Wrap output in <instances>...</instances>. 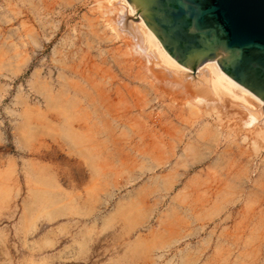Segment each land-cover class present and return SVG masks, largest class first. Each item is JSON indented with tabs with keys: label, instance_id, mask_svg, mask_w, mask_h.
Masks as SVG:
<instances>
[{
	"label": "rangeland",
	"instance_id": "obj_1",
	"mask_svg": "<svg viewBox=\"0 0 264 264\" xmlns=\"http://www.w3.org/2000/svg\"><path fill=\"white\" fill-rule=\"evenodd\" d=\"M105 7L0 0V264H264V148L258 156L249 141L242 158L208 156L217 136L199 116H223L213 106L185 103L169 124V102L140 86L110 93L109 112L68 88L71 67L127 83L111 61L125 46L117 51L101 25V44L87 32ZM183 134L208 142L180 156ZM139 136L171 140L162 150L173 143L177 156L161 168L137 153Z\"/></svg>",
	"mask_w": 264,
	"mask_h": 264
},
{
	"label": "bare ground",
	"instance_id": "obj_2",
	"mask_svg": "<svg viewBox=\"0 0 264 264\" xmlns=\"http://www.w3.org/2000/svg\"><path fill=\"white\" fill-rule=\"evenodd\" d=\"M106 2L108 5L112 4L113 9L105 7L103 12L97 15L98 19H96L95 25L93 26V23L88 24L89 30L87 32L96 36L97 42L101 44L105 38L99 33L94 32L95 27L101 25L100 27L108 28L110 31L109 37L119 43L118 47L115 48L117 51H121L119 49L125 46V49L123 48L124 56L122 57L126 58L120 57L122 60L120 61V58L112 55V60H110L122 72L124 76L123 80L127 83H121L122 80L117 78L112 72H110V76L108 74L106 77L104 71L109 72L107 69H104L100 76L97 73L91 74L89 68L87 69L86 67L84 68L87 70L80 69V67H71L69 75L75 79H66V81L68 88L73 92V96L77 98V94H81L84 98L85 106L90 110L100 111L101 109H105L109 112L111 105L109 102L110 93L120 92L121 87L128 93H136L137 88L135 87L140 86L143 90H147L153 94L159 101L169 102L170 106L166 114L169 124H171L172 119L181 118L185 103L191 107L194 105L196 108L198 107L197 104L204 105L205 107L213 106L221 110L223 116L213 117L209 113L199 116L201 120H206V125H211V129L208 132L209 136H217V141L208 150L207 155L210 156L217 153V157L228 155L230 159L234 157L242 158L245 153L243 145L252 141V143H258V146L254 149L255 153L259 156L261 150L264 148V102L224 73L216 60L206 61L195 70H191L177 62L163 48L158 38L147 27L144 19L130 7L127 0H106ZM131 14L136 17L131 16ZM102 61L103 63L101 64H107L108 62H105L104 58ZM121 62L124 64H121ZM62 78L65 77L62 76ZM81 79L85 80V86L79 83L78 80L81 81ZM131 84H134L132 88L129 87ZM60 91H63V89ZM218 115L220 114L218 113ZM115 118V122L123 124L126 115ZM160 123H162L161 120H159ZM103 128L112 137L115 128L108 123L107 119H104ZM163 132L167 135V139L169 138L174 141V135L169 132L168 128L164 127ZM186 135L183 134L176 141L178 145L184 143ZM112 138L114 140V137ZM190 138L192 140H189ZM167 139L165 141L163 137H160L159 139H149L150 141H147L144 136H139L137 141L141 144L138 146L136 141V146L134 147L141 156L159 159L157 165L163 168L170 163L171 158L177 156V146L175 147L173 143H171L169 152L162 150L163 146L170 144L171 140ZM186 140L187 142L184 144L180 156L188 157L189 149L198 148L200 145L207 144L208 142L206 139L197 138L196 135H189ZM114 143L118 144L119 142L115 140ZM194 164L196 162H192L191 165ZM176 166L173 170H176ZM226 171L229 174V168ZM262 176H264V170L263 172L261 171L257 180ZM248 178H250L249 174ZM194 186L201 187L200 189H207L212 185L209 181L204 182L201 186L194 184L192 187ZM260 202L264 205V194Z\"/></svg>",
	"mask_w": 264,
	"mask_h": 264
},
{
	"label": "water",
	"instance_id": "obj_3",
	"mask_svg": "<svg viewBox=\"0 0 264 264\" xmlns=\"http://www.w3.org/2000/svg\"><path fill=\"white\" fill-rule=\"evenodd\" d=\"M180 64L216 60L264 102V0H127Z\"/></svg>",
	"mask_w": 264,
	"mask_h": 264
}]
</instances>
